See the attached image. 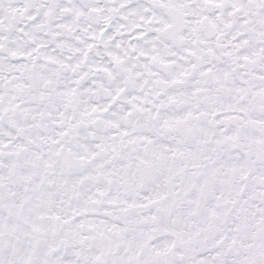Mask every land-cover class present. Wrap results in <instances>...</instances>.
<instances>
[{
	"label": "snow or ice",
	"instance_id": "obj_1",
	"mask_svg": "<svg viewBox=\"0 0 264 264\" xmlns=\"http://www.w3.org/2000/svg\"><path fill=\"white\" fill-rule=\"evenodd\" d=\"M0 264H264V0H0Z\"/></svg>",
	"mask_w": 264,
	"mask_h": 264
}]
</instances>
